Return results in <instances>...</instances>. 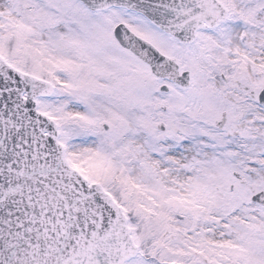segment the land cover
Masks as SVG:
<instances>
[{"label": "snow or ice", "instance_id": "6c2138e0", "mask_svg": "<svg viewBox=\"0 0 264 264\" xmlns=\"http://www.w3.org/2000/svg\"><path fill=\"white\" fill-rule=\"evenodd\" d=\"M0 264H264V0H0Z\"/></svg>", "mask_w": 264, "mask_h": 264}]
</instances>
